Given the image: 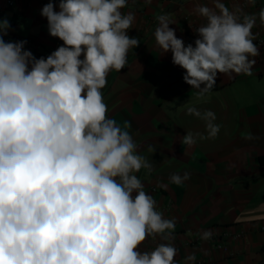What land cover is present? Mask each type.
<instances>
[{
	"label": "clouds",
	"instance_id": "clouds-1",
	"mask_svg": "<svg viewBox=\"0 0 264 264\" xmlns=\"http://www.w3.org/2000/svg\"><path fill=\"white\" fill-rule=\"evenodd\" d=\"M127 4L49 0L40 14L63 43L40 58L25 40L6 42L11 24L0 20V264H178L171 243L140 250L149 236L171 239L175 220L144 191L136 173L151 172L152 164L137 151L130 123L109 118L103 99L108 74L124 69L140 43L128 35L135 14L122 12ZM212 5L195 8L205 23L195 29L194 46L177 38L167 14L154 32L198 96L214 88L218 74H250L260 55L252 29L257 18L264 25V8L248 14L222 0ZM188 114L206 122L201 139L218 135L214 112ZM195 142L191 132L183 136V144ZM187 179L169 177L176 185ZM212 235L205 230L200 238ZM195 259L190 254L184 264Z\"/></svg>",
	"mask_w": 264,
	"mask_h": 264
},
{
	"label": "crops",
	"instance_id": "crops-1",
	"mask_svg": "<svg viewBox=\"0 0 264 264\" xmlns=\"http://www.w3.org/2000/svg\"><path fill=\"white\" fill-rule=\"evenodd\" d=\"M8 1L0 0V20L11 24L6 42L27 41L25 49L36 58L62 45L49 35L40 14L49 0H14L11 7ZM222 2L248 14L264 8V0ZM198 4L213 6L212 0H128L122 12L135 14L128 35L140 43L129 50L124 69L110 71L102 89L109 118L121 126L130 123L137 151L152 164L151 172L136 173L144 191L165 219L175 220L171 239L149 236L139 247L151 251L171 243L178 264L190 254L195 264H264V46L252 58L250 74H218L214 88L198 96L184 81L185 70L173 64L170 51L161 52L154 38L157 17L167 14L177 38L194 46L195 29L205 23L195 12ZM252 32L254 42L264 40L258 18ZM189 108L215 113L220 126L215 138H200L207 137L206 122L188 114ZM188 132L196 140L192 145L182 143ZM249 133L252 139L246 138ZM173 173H188L189 179L172 184ZM205 230L212 232L211 239L200 238Z\"/></svg>",
	"mask_w": 264,
	"mask_h": 264
},
{
	"label": "built area",
	"instance_id": "built-area-1",
	"mask_svg": "<svg viewBox=\"0 0 264 264\" xmlns=\"http://www.w3.org/2000/svg\"><path fill=\"white\" fill-rule=\"evenodd\" d=\"M244 1H247V0H244ZM13 5H14V0H9L8 6L11 7ZM254 43L256 44L257 48H262L264 46V40L263 39L257 40Z\"/></svg>",
	"mask_w": 264,
	"mask_h": 264
}]
</instances>
